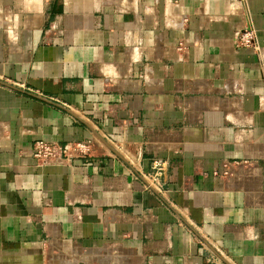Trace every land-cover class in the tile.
Here are the masks:
<instances>
[{
  "label": "crops",
  "instance_id": "0c3cea01",
  "mask_svg": "<svg viewBox=\"0 0 264 264\" xmlns=\"http://www.w3.org/2000/svg\"><path fill=\"white\" fill-rule=\"evenodd\" d=\"M263 60L264 0H0V264H264Z\"/></svg>",
  "mask_w": 264,
  "mask_h": 264
},
{
  "label": "built area",
  "instance_id": "2783aa9c",
  "mask_svg": "<svg viewBox=\"0 0 264 264\" xmlns=\"http://www.w3.org/2000/svg\"><path fill=\"white\" fill-rule=\"evenodd\" d=\"M252 42V36L250 30H243L237 37V44L241 46H248ZM261 68L264 74V60L261 61ZM262 105L264 106V91L262 94ZM90 151V146L88 142L78 141L73 143H68L63 146H59L55 143L46 140H36L32 145V156L39 162H49L55 159H63L70 157L71 154L74 155H87ZM155 171L150 174V181L148 184H158L157 177L159 175L160 167L155 164Z\"/></svg>",
  "mask_w": 264,
  "mask_h": 264
}]
</instances>
